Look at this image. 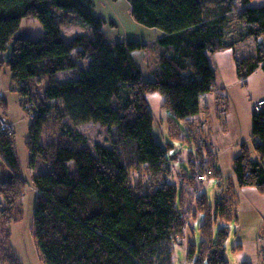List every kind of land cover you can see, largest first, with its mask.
<instances>
[{
	"label": "trees",
	"instance_id": "1",
	"mask_svg": "<svg viewBox=\"0 0 264 264\" xmlns=\"http://www.w3.org/2000/svg\"><path fill=\"white\" fill-rule=\"evenodd\" d=\"M128 1L136 21L162 31L156 40L160 52L152 80L143 79L133 56L145 44L131 39L110 41L93 0H0V70L4 66L9 70L22 103L33 101L30 92L44 79L43 99L35 108L37 116L31 119L27 141L29 166L34 165L36 155L48 164L47 170L34 174L30 181L37 193L32 223L39 262L173 264L174 240L184 237L189 211L192 217L201 215L202 221L200 243L187 245L186 259L191 264H229L227 224L237 216L227 212L225 198L210 204L199 192L189 202L184 189L169 183V155L174 146L155 139V118L146 95H162V106L170 113L166 119L170 138L195 150L196 135L188 118L198 113L202 96L215 82L210 54L233 46L236 39L253 37L255 53L236 60L237 76L244 80L258 67L264 70V6L252 7V0ZM58 11L72 12L91 33L65 38ZM233 11L237 21L248 26L245 31L228 27ZM31 17L40 21L44 35L16 37L21 20ZM237 32L238 38L232 41L231 35ZM10 41H14L12 60L4 62L2 54ZM82 59H87V66L77 67ZM74 68L77 77L65 81L57 77L60 71ZM217 103L225 113L223 96H218ZM50 114L69 123L59 125L62 132L57 143L42 146L40 132ZM178 121H187V134L181 132ZM83 122L103 126L109 146L96 143L91 148L76 128ZM198 142L195 155L194 150L188 151L187 161L190 167L195 161L199 169L191 175L182 169L191 181L195 180L192 175L203 172L204 158L211 155L205 135ZM252 142L259 158L253 159L248 145L242 143L232 161L235 180L238 186H254L263 193L264 105L252 113ZM0 156L11 172L0 181V263L22 264L11 245L10 225L22 216L28 181L20 172L12 137L5 133H0ZM129 168L142 177L132 183ZM143 168L148 170L141 173ZM145 172L152 176L149 183ZM144 176L146 184L139 181ZM202 188L203 184L197 187L198 191ZM217 221L222 226L214 232Z\"/></svg>",
	"mask_w": 264,
	"mask_h": 264
},
{
	"label": "rangeland",
	"instance_id": "2",
	"mask_svg": "<svg viewBox=\"0 0 264 264\" xmlns=\"http://www.w3.org/2000/svg\"><path fill=\"white\" fill-rule=\"evenodd\" d=\"M93 3H94V11L104 19L102 30L110 41L113 42L117 40L131 39L141 42L142 44H145V46L142 49L134 50L133 56L139 64L143 79L152 80L153 79L152 70L157 68V62L160 52V46L156 40L159 36H161L162 31L158 27H149L136 21L131 14V6L128 0H93ZM56 17L61 21L60 29L63 36L67 39L71 38L73 35L78 33H84V34L91 33V29L89 28V26L83 21H81L79 18H77L72 12L62 14L60 11H58ZM227 22H228V27H231L230 28L231 31L232 29L237 30L240 27L241 30L245 31L246 27H248L245 25V23L243 22L239 23V21H237L236 11H233L229 15V20ZM17 33L23 37L38 38L44 35V29L42 24L37 18H32V17L23 18L21 20L20 28ZM238 36L239 33L237 32L236 36L232 34L230 38L232 39V41H234L235 37L238 38ZM234 42L236 45H239L241 41H238L236 39V41ZM244 44L248 45L249 47L252 44L254 47H256V41L254 40L253 37L244 38ZM86 66H87V59L78 60L77 67L84 68ZM78 74L79 73L77 68L67 69L60 71L58 74V78L61 81H65L77 77ZM215 75H216V70H215ZM43 83H44V79L41 78L40 82L37 85L36 84L34 85L29 95L33 100L32 103L35 108L41 103L43 99V89H42ZM215 91H216V78L212 90L209 91L207 94L213 96L215 102H217L219 94ZM0 92L3 93V97H0V118L4 119L12 127L11 130H13V132L8 136L12 137V142L14 144L19 166L21 168L20 172H22L23 176L28 181V183H26L25 185V189L23 191V196H22V216L17 222L10 225L11 228L10 241L15 254L21 260L22 264H38L40 262H39V258L36 255L37 246L34 239V229L32 223L33 206L37 193L30 181L32 176L35 174L34 171L35 169L32 168H36L37 163L38 164L41 163L40 164V168H41V166L44 165L43 163L44 161L40 159L41 158L40 155L38 156L36 155L34 165L29 167L30 151L27 147V141L29 140V128L32 122V120L29 119L28 113L30 114L31 110L28 109L29 110L28 111L26 109L28 111L27 113V111L22 106L23 103L26 101H23L22 103V96L19 94V91L17 90V84L12 80L10 72L7 68H5V66L0 70ZM146 96L150 109L154 114V118H155L153 123V132L155 139L158 142H160L162 145H165L166 143L170 142L174 146L172 152L175 156L172 153H170L169 155L170 162H172L170 163L171 172L167 177L169 183L173 184L177 188L184 189V195H183L184 199L188 200L189 202L195 200V198L199 196L198 194L199 192L204 193L210 204L214 203L216 200H218V198L219 199L226 198L228 195L226 199L227 200L226 208L228 210L227 212L230 211L232 212L235 209V206H233V204H234V197H236V195L232 193L236 187L234 182L231 180L230 181L225 180L226 177L222 178L218 175L217 173L218 170H215L211 162L213 160V156H212L213 154L208 155L210 157L207 156V159H205V161L203 162V164H205L203 168V172L201 173L197 172L198 174L192 175L195 177L194 181H191L190 179L184 177L183 176L184 171L186 172V174L191 175V172L193 174L194 169H199L198 168L199 165H196L194 163L195 161L191 159L192 161L190 163L193 164L191 165V167L187 161L189 160L188 159L189 152L187 150L189 148L191 150H194V146L193 145L187 146L184 145L183 142L181 143L179 141L170 138L167 129L168 122L166 120L167 116H170V113L167 110H165V108H163L162 106L163 104L162 95L159 92H153L147 94ZM27 98L29 97H26L24 99L26 100ZM226 108L227 110L225 112L230 113L228 106ZM220 112L222 113V111ZM202 113H204V111H202ZM227 114L225 116H222V121L220 122L221 125H223L227 121ZM205 115L204 117H206L205 119L208 128L207 131H205L204 133H203L204 130L201 127V122L196 121V123L200 125L197 124L194 125L192 122V124L194 125L193 130L196 135V138L194 140L195 150L194 152H192L194 155L197 151L196 144L199 145L198 141H200V137H203L205 135L208 142L212 140L211 128H212V124L214 123L213 118L214 117L216 118V112L214 113L213 111H210L208 113H205ZM190 118H188L189 126L191 125ZM63 123H69L68 119L66 118L61 119L51 114L48 115L47 124L41 129L40 132L39 142H41L42 146H46L49 143H57L59 141L61 136L60 134L62 132L59 125ZM178 124L181 132L187 134L188 133L187 121H178ZM76 128L83 135H85V137L88 140V145L91 148L96 143L109 146L110 140H109L108 131L103 126L99 124H95L93 122H83V123H78L76 125ZM110 135L112 136L113 133ZM172 156L176 158V160H172L171 159ZM124 162L126 164L130 163L128 159H125ZM197 162L198 161H196V163ZM46 165L48 167L47 163ZM215 167L217 168L216 165ZM70 169H73V166H71ZM129 169H130V176L132 183L136 180L138 181V179L142 177V176H138L140 175L137 173L138 171H134L131 168ZM208 169L211 171V174H207L206 171ZM145 170L148 169L143 168L141 173H143ZM148 173L149 172H145V174L147 175ZM201 176H204V178H200ZM142 179L143 180H139V181H143V183L146 184L145 176ZM150 179H152V176L148 175V181H147L148 183ZM203 183H204L203 188L200 189V191H198L197 187L201 186V184ZM195 185L197 187H195ZM192 215H194V213L188 211L185 217L183 223L185 226L184 237H180L174 240V249L172 254L173 264H191L190 263L191 261H189L185 257L187 245H189L190 243H195L196 245H198L200 243L199 224L202 221V216L197 214V217L195 218V216L192 217ZM220 224L221 222L218 221L215 223L214 225L215 232L221 226ZM231 246L232 244H229L228 249L231 248Z\"/></svg>",
	"mask_w": 264,
	"mask_h": 264
},
{
	"label": "crops",
	"instance_id": "3",
	"mask_svg": "<svg viewBox=\"0 0 264 264\" xmlns=\"http://www.w3.org/2000/svg\"><path fill=\"white\" fill-rule=\"evenodd\" d=\"M249 5L252 7L264 6V0H252ZM255 49L256 47L252 44L249 47L242 40L239 45L235 44L231 48L210 54V63L216 70L215 92L223 96L230 113L222 114L220 112L222 110L213 96L205 94L200 100L198 113L190 118V127L193 129L197 124L196 121H199L204 133L208 128L206 117H204L205 113L216 112V118H213L214 123L211 128L212 140L209 142V150L213 154L212 162L218 168V175L222 178L226 177L225 180L233 181L236 186L232 192L236 195L233 204L235 209L232 212L236 214L237 219L227 224L229 234L225 242V256L229 264H241L244 261L251 264H264V192H260L254 186L238 187L232 162L233 157L240 153L242 143L248 145L250 156L253 159L259 158L253 151L252 113L255 101L264 99V70L259 67L244 80H240L237 76L236 66L237 59L254 53ZM226 114L227 121L221 125L222 116ZM189 150L190 148L187 151ZM43 163L41 168V163H37L36 168H32L35 169V174L48 169L46 163ZM10 173L9 167L0 156V181L7 179ZM220 225L222 226V223ZM229 244L232 246L228 249Z\"/></svg>",
	"mask_w": 264,
	"mask_h": 264
},
{
	"label": "built area",
	"instance_id": "4",
	"mask_svg": "<svg viewBox=\"0 0 264 264\" xmlns=\"http://www.w3.org/2000/svg\"><path fill=\"white\" fill-rule=\"evenodd\" d=\"M0 97H3V93L0 92ZM264 105V99H261V100H258L254 103V110H259L262 106ZM24 107V109L26 110H31V113L29 114L28 111V116H29V119H34L36 116H37V111L35 110V107L33 106V103L32 101H26L23 103L22 105ZM12 127L4 120V119H1L0 118V133H5L7 135H10L12 134L13 130H11ZM215 167V165H213ZM207 174H211V171L208 169L207 171ZM206 176V175H205ZM200 178H204V176H201Z\"/></svg>",
	"mask_w": 264,
	"mask_h": 264
},
{
	"label": "water",
	"instance_id": "5",
	"mask_svg": "<svg viewBox=\"0 0 264 264\" xmlns=\"http://www.w3.org/2000/svg\"><path fill=\"white\" fill-rule=\"evenodd\" d=\"M16 37H23V36H20L19 34H17ZM13 50H14V41H10L7 46L6 51H4V53L2 54V60L4 62H10L12 60Z\"/></svg>",
	"mask_w": 264,
	"mask_h": 264
}]
</instances>
